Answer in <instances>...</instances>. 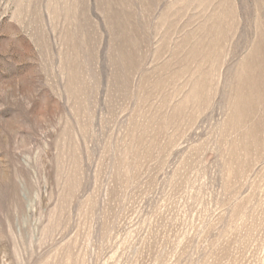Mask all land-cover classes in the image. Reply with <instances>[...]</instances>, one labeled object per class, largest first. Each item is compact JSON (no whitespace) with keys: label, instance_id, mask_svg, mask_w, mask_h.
I'll return each mask as SVG.
<instances>
[{"label":"rangeland","instance_id":"1","mask_svg":"<svg viewBox=\"0 0 264 264\" xmlns=\"http://www.w3.org/2000/svg\"><path fill=\"white\" fill-rule=\"evenodd\" d=\"M0 264H264V0H0Z\"/></svg>","mask_w":264,"mask_h":264}]
</instances>
